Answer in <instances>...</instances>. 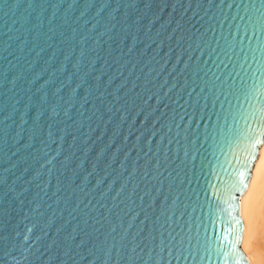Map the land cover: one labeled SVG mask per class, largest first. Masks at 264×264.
I'll list each match as a JSON object with an SVG mask.
<instances>
[{
  "label": "water",
  "instance_id": "water-1",
  "mask_svg": "<svg viewBox=\"0 0 264 264\" xmlns=\"http://www.w3.org/2000/svg\"><path fill=\"white\" fill-rule=\"evenodd\" d=\"M264 0H0V264H248Z\"/></svg>",
  "mask_w": 264,
  "mask_h": 264
},
{
  "label": "bare ground",
  "instance_id": "bare-ground-1",
  "mask_svg": "<svg viewBox=\"0 0 264 264\" xmlns=\"http://www.w3.org/2000/svg\"><path fill=\"white\" fill-rule=\"evenodd\" d=\"M264 138L251 169L245 191L239 197L243 229L240 250L248 264H264Z\"/></svg>",
  "mask_w": 264,
  "mask_h": 264
},
{
  "label": "snow or ice",
  "instance_id": "snow-or-ice-1",
  "mask_svg": "<svg viewBox=\"0 0 264 264\" xmlns=\"http://www.w3.org/2000/svg\"><path fill=\"white\" fill-rule=\"evenodd\" d=\"M260 25H261V28L264 29V20L260 21ZM262 99H264V97H262ZM261 111L264 112V109H262ZM260 119L261 121H264V115H262ZM262 196H264V185H262Z\"/></svg>",
  "mask_w": 264,
  "mask_h": 264
}]
</instances>
